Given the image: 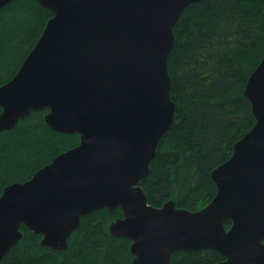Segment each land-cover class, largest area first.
I'll list each match as a JSON object with an SVG mask.
<instances>
[{"label": "water", "instance_id": "95a60500", "mask_svg": "<svg viewBox=\"0 0 264 264\" xmlns=\"http://www.w3.org/2000/svg\"><path fill=\"white\" fill-rule=\"evenodd\" d=\"M10 1L0 0V9ZM38 1L54 14L0 85V131L48 109L45 123L80 142L5 186L0 263L24 237L23 225L61 251L82 217L121 207L109 232L132 240L131 264H172L173 252L199 249L218 251L224 259L216 264H264V55L245 87L255 124L212 170L214 198L198 210L172 199L154 206L140 183L175 121L174 27L201 0Z\"/></svg>", "mask_w": 264, "mask_h": 264}, {"label": "trees", "instance_id": "16d2710c", "mask_svg": "<svg viewBox=\"0 0 264 264\" xmlns=\"http://www.w3.org/2000/svg\"><path fill=\"white\" fill-rule=\"evenodd\" d=\"M53 14L38 0H12L0 9V85L17 73ZM174 33L168 66L175 121L140 184L154 206L172 199L178 207L198 210L216 195L212 170L232 156L235 142L255 124L245 87L264 55V0L191 3ZM47 112L33 110L13 128L0 131V196L6 185L31 178L80 142L78 133L49 127ZM122 214L121 207H105L82 217L61 251L42 245V234L23 225L24 237L0 264H131L132 240L109 232L110 222ZM231 223L226 221L227 227ZM223 259L214 249L177 250L171 263L216 264Z\"/></svg>", "mask_w": 264, "mask_h": 264}]
</instances>
